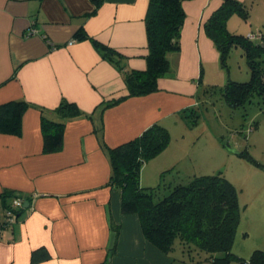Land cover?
I'll return each mask as SVG.
<instances>
[{
    "label": "crops",
    "instance_id": "0c3cea01",
    "mask_svg": "<svg viewBox=\"0 0 264 264\" xmlns=\"http://www.w3.org/2000/svg\"><path fill=\"white\" fill-rule=\"evenodd\" d=\"M148 2L0 0V105L28 104L21 134H0V220L14 197L29 203L0 232V264H211L167 257L144 238L138 216L121 211L119 191L109 185L107 150L153 124L170 135L183 133L197 105L200 78L210 81L220 68L204 23L222 0L185 1L180 48L169 54V71L158 90L105 108L103 102L123 94L125 84L91 40L121 54L126 68L144 70ZM30 28L35 34H28ZM79 31L86 38L78 39ZM62 100L82 114L66 120L61 149L45 153L41 115L58 120L50 111ZM170 144L142 166V187H152L172 169L180 180L215 174L212 166L227 156L219 142L189 154ZM251 203L255 213H264V191ZM257 214L255 241L247 243L238 232L235 238L233 250L243 258L249 256L242 253L264 249V223L259 225ZM34 252L41 254L36 261Z\"/></svg>",
    "mask_w": 264,
    "mask_h": 264
},
{
    "label": "trees",
    "instance_id": "16d2710c",
    "mask_svg": "<svg viewBox=\"0 0 264 264\" xmlns=\"http://www.w3.org/2000/svg\"><path fill=\"white\" fill-rule=\"evenodd\" d=\"M185 1L189 0H149L144 20L147 38L144 70L126 68L121 54L91 40L98 53L121 72L125 84L123 94L103 102L105 108L158 90L159 80L169 71V54L180 48ZM233 14L246 16L247 12L236 0H222L221 6L204 23V30L219 52L223 67L226 68V57L233 47L244 50L250 78L246 82L228 79L220 90L226 103L233 108L247 104L253 97L264 104V68L256 60L258 50H264V45L249 40V33H230L226 20ZM76 37L84 39L86 35L79 31ZM200 82L201 78L199 86ZM27 108L25 101L1 104L0 134L19 136ZM50 113L59 118L51 120L44 113L41 115L45 153L61 149L66 120L82 114L74 103L66 100L60 101ZM192 115L193 111L188 117ZM170 139L166 128L153 124L138 137L107 150L111 162L109 185L119 191L121 211L136 214L144 238L167 257L190 263L264 264V249L253 250L248 258L233 250L240 223V207L236 188L221 172L193 176L186 183L154 187L140 185L142 166L160 154ZM238 155L245 156L244 153ZM161 190L162 195L159 194ZM40 255L34 252L33 260L36 261ZM42 257H47V253L44 252Z\"/></svg>",
    "mask_w": 264,
    "mask_h": 264
},
{
    "label": "rangeland",
    "instance_id": "374dc122",
    "mask_svg": "<svg viewBox=\"0 0 264 264\" xmlns=\"http://www.w3.org/2000/svg\"><path fill=\"white\" fill-rule=\"evenodd\" d=\"M236 1L242 4L247 15L233 14L228 17L227 30L235 35H261L262 38L252 42L264 45V0ZM256 60L264 68V50H258ZM225 63L226 68L220 65L210 81L201 79L197 105L192 109L194 116L184 120L183 133L170 135V145L176 149L183 148L185 154H189L198 151L204 144L220 143L227 156L219 166L214 165L212 168L216 169L214 172H221L236 188L240 207L238 233H241L247 243H253L260 235V230L253 229L257 213L251 206V199L264 191V104L257 97L237 108L226 103L220 88H224L228 79L235 82L248 81L250 68L244 50L239 47H233L228 52ZM238 153H244L245 156ZM182 165L183 163L181 169L184 170ZM173 170L175 169L165 172L161 179L155 180L151 185L154 187L158 184L188 182L180 176L182 179H178ZM159 194L162 195L163 190ZM257 216L261 219L259 225L264 223V213ZM246 230L249 231L248 234ZM248 254L251 253H242L245 256H249Z\"/></svg>",
    "mask_w": 264,
    "mask_h": 264
},
{
    "label": "built area",
    "instance_id": "2783aa9c",
    "mask_svg": "<svg viewBox=\"0 0 264 264\" xmlns=\"http://www.w3.org/2000/svg\"><path fill=\"white\" fill-rule=\"evenodd\" d=\"M35 30L33 28L29 29V35L35 34ZM249 40H256L257 38H262L261 35H254L253 33H249L247 35ZM71 43V42H70ZM24 199L14 197L11 204L6 206L4 209L3 217L0 220V232L3 228L9 227L13 224L16 219L17 213L21 211Z\"/></svg>",
    "mask_w": 264,
    "mask_h": 264
},
{
    "label": "water",
    "instance_id": "95a60500",
    "mask_svg": "<svg viewBox=\"0 0 264 264\" xmlns=\"http://www.w3.org/2000/svg\"><path fill=\"white\" fill-rule=\"evenodd\" d=\"M228 150H230V148L229 147H226ZM28 201L27 200H25L24 202H23V205H22V209H25V208H27L28 207Z\"/></svg>",
    "mask_w": 264,
    "mask_h": 264
}]
</instances>
